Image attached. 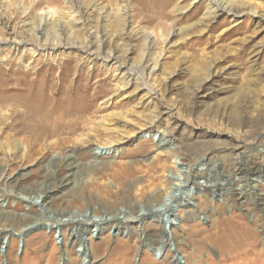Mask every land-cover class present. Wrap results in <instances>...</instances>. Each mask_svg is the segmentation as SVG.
Instances as JSON below:
<instances>
[{"label":"rangeland","instance_id":"374dc122","mask_svg":"<svg viewBox=\"0 0 264 264\" xmlns=\"http://www.w3.org/2000/svg\"><path fill=\"white\" fill-rule=\"evenodd\" d=\"M38 95L104 133L86 148L51 150L55 139L42 138L30 149L37 131L23 107ZM19 111L23 126L12 122ZM156 145L173 149L147 170L157 182L189 166L199 185L222 175L234 187L174 194L172 223L142 205L151 192L134 230L89 222L84 259L71 239L90 211L102 214L91 181L110 188L105 210L121 218L118 166L146 170ZM90 150L108 156L93 163ZM66 151L79 170L61 192ZM0 196V264H264V0H0Z\"/></svg>","mask_w":264,"mask_h":264},{"label":"bare ground","instance_id":"6f19581e","mask_svg":"<svg viewBox=\"0 0 264 264\" xmlns=\"http://www.w3.org/2000/svg\"><path fill=\"white\" fill-rule=\"evenodd\" d=\"M217 13H226V10L223 6L215 5V8L212 11V14L215 15ZM47 14H49V13H47ZM130 76L134 77L135 74L134 75L130 74ZM32 101L34 103H32L31 105H27V106L23 107V111H27L30 114L29 121L32 122V127L30 125L29 126L31 127V131L35 130L38 132V133L37 132L35 133V137L33 139V142L29 143L30 149L35 148L37 146L36 145L37 140H41L42 138L55 139L50 144H48L49 149H51V150H54V149L62 150L63 147L68 146V145L71 147L82 146V147L86 148V145H88V142H89L88 138H90L92 136H97L100 133L101 134L104 133L103 131L98 129L99 127H97V128L91 127L89 129L87 127L86 128L82 127L83 126L82 124H84L83 122L85 120L82 123L77 122V119L72 117L69 114L70 110H67V112L65 111L62 114L57 113L56 109H57L58 105L52 106V104L51 105L46 104L45 100L42 97H40L39 95L34 97L32 99ZM22 112L19 111V112L13 113L11 116L12 122H15L16 124H20L22 121H24L22 118ZM85 115H86V113L82 112L80 114L79 118H81ZM22 126H23V124H22ZM28 131L29 130L27 129V132ZM85 131H86V133L84 134L83 132H85ZM15 132L16 131H14V133ZM17 134H19V135L24 134V131H22V128L20 130L19 129L17 130ZM82 136H84L85 138H82ZM29 138H31V137H29ZM160 141L162 142V140H160ZM43 143H41V144H43ZM107 143H108V145H110L112 142L110 141ZM156 147H157V151H158V152L156 151L157 154L155 155V158H154L156 162H154V161L149 162L146 165V168H147L146 170H143L144 167H141L138 164H131L128 168H126V167L121 168V166H125V165L118 166L119 178H115V180L116 181L120 180L122 183H119L118 185H116V187L119 188V186H127V188L124 189L126 194H125V196H123V198H124L123 201L127 204V208L130 210L128 214H126L124 210L123 211L116 210L118 215L121 216V218L117 217V215H113V216L108 215V213H107L108 210H105L107 207H112V205H113V202L111 200L112 193H111L109 199L108 198L105 199V197H103L109 193V191H107V190H110V188L107 185H105L101 182H98L96 180L91 181V183H90L91 188L93 191H95L98 194V197L100 199V200H97L98 202L94 203V207H95V205H97V207L95 209H97V208L100 209V212L102 211V214L96 215L94 213L95 209L93 210L94 212L90 211V217L91 218L83 219L84 223L82 222L81 225H77V227H75L74 234H73L72 239H71V240L77 241L81 244V247H82V254L81 255L84 256V259L88 257V255L86 253L87 251H86L85 243H84V241L81 240V237H83V233L86 231V229L84 227H87L88 223L92 222V224H94L95 227L99 229V228H101L102 225H105L106 223L112 222L114 232H119L121 228H125V224L129 223L128 229L134 230L133 226L138 225L139 222L142 220V218H140L141 215L139 214V212L142 211L141 208L139 207V199L145 198L146 195L151 194V192L154 193V197L147 198L145 200L146 204H142V205L149 207V210H150L149 212H151L152 214H160L161 217L166 216L167 218H169L171 220L168 222L172 223V219H173L172 218V213H173V207L172 206L173 205L171 206V204L174 203L176 205V203H178L177 198L174 196V194H179V195L182 194V195H185L186 197H189V195H191L190 193H192L193 191H197L198 193L201 192L204 196H208V194H210L211 191H213V188H218L219 185L223 186V184L224 185L229 184V185H232L234 187V185H233L234 182L233 181H227V179H223L222 175H221V178L219 181V182H221V184L217 185V182L213 183L212 181L209 180V178L205 177L206 181L204 182V185H199V183L196 182V176L198 175L197 172L195 171V169L193 170V168L189 167V166L185 167L184 171H178V170L175 171L174 170L175 172L171 173V179L170 180L166 179V177H165V180L163 182H161V181L157 182L158 178L155 177L154 174L152 176L150 175L151 176L150 177L149 172L147 170L149 169L153 173L156 174L158 169H159V167H158L159 166V161H158L159 159L158 158L161 157L162 155H164L165 157L166 156H172L173 149L171 148V146H168V145L166 147H162V149H161V147L158 148V145H156ZM102 149H104V148H101V150ZM89 152H91L93 154V156L96 158V159H94V161L92 160L93 163L98 162L97 161L98 158H101L103 156H108V155H106V153H102V152L99 154L94 153L91 150ZM70 153L72 154L71 151H66L63 154L64 157L61 158L62 161L66 162L64 165V168L71 170V172L68 174V176H66L65 181L62 183V186H64V187H63V190L61 192H64L65 190H68V189L72 190L74 188L75 180H76L75 174L79 170V167L76 166L77 164L71 159L72 155ZM38 154H40V153H38ZM101 163H102V161H101ZM107 164H110V163H107ZM57 166H59V165H57ZM107 167H109V166H107ZM104 168H105V166H104ZM96 169H98V168H96ZM88 170H90V169H88ZM240 179H242V177L239 179L236 178L237 185L235 186V188H232L237 193L239 198L241 196H244V193L246 192L245 187L240 185V183H241ZM249 180H250V182L252 181V183L256 182V180L253 178H251ZM250 185H251V183H250ZM173 187H174V190H172ZM255 187H256L255 185L250 187V190H252V192H253V190H255L254 189ZM158 189L166 190L167 193L165 192V194L162 196L163 198H161L159 193L156 192V190L158 191ZM131 192H135L138 202H134V201L132 202V196L129 195V193H131ZM41 196L43 197V200L41 201L42 204L48 202L47 200H44V198L47 197V195L44 194V192ZM1 199L2 198L0 196V200ZM135 199H136V197H135ZM24 200L28 205L29 204H31V205L36 204V203H34V201L32 203L31 198H24ZM90 200H92L91 197L83 198L82 199V201L84 202L83 205L87 206L86 204ZM153 204H155L154 207H153ZM125 215H127V217H125ZM92 216H94V217H92ZM84 218H86V217H84ZM62 220L63 219L55 220V222H53L52 225L51 224H49V225L53 226L52 228H54V229L60 230L61 227L63 225H65V223ZM161 222H163L162 218H161ZM116 223H117V226L115 227ZM6 237L7 236H5L4 239H6ZM139 239H142V236H139ZM89 241H91V238H89ZM165 242H168V239H166ZM173 245L176 246V244H174V243H173Z\"/></svg>","mask_w":264,"mask_h":264}]
</instances>
